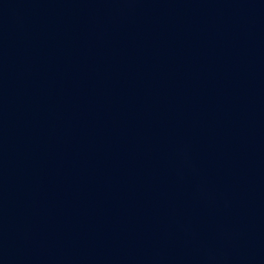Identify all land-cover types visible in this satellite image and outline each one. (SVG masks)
Returning <instances> with one entry per match:
<instances>
[{"label": "water", "instance_id": "95a60500", "mask_svg": "<svg viewBox=\"0 0 264 264\" xmlns=\"http://www.w3.org/2000/svg\"><path fill=\"white\" fill-rule=\"evenodd\" d=\"M0 264H264V0H0Z\"/></svg>", "mask_w": 264, "mask_h": 264}]
</instances>
